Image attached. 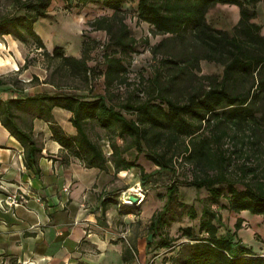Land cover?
I'll return each mask as SVG.
<instances>
[{
    "label": "trees",
    "instance_id": "16d2710c",
    "mask_svg": "<svg viewBox=\"0 0 264 264\" xmlns=\"http://www.w3.org/2000/svg\"><path fill=\"white\" fill-rule=\"evenodd\" d=\"M51 1L0 0V37L11 36L33 51L40 50L53 64V73L78 79L89 91L92 70L87 64L86 43H82L80 57L64 55L57 46L48 53L35 31V23L47 16ZM131 1L77 0L78 5L100 3L111 11L109 16L90 22L94 29L106 33L107 47L114 48L104 55L106 89L129 83L124 58L135 51L137 40L125 22L121 4ZM259 1L137 0V21L147 23L154 35L162 36L150 47L153 57L158 58L153 75L142 83V89H137L145 97L136 95L115 106L108 104L104 95L68 93L0 100V123L23 148L25 166L38 171L41 147L32 134L35 119L48 123L51 138L64 150L63 163L73 158L84 168L100 171L110 163L114 174L137 168L144 184L157 171L146 173L138 165L137 158L143 154L159 170L175 176L166 188L162 208L150 217L147 246L156 236L159 248L186 237L185 245L191 252L180 264H264V255L251 253L239 244L236 231L240 220L233 232L226 228L223 235H217L216 223L223 224L219 210L212 208L224 199L225 204L219 206L222 209L264 217V36L253 21ZM217 4L239 9L238 21L229 32L206 22L207 11ZM203 60L222 66L221 74L198 75ZM29 64L25 56L18 70ZM53 108L70 113L73 135H67L53 120ZM17 110L30 114L27 123ZM94 128L104 131L108 155L100 138L92 137ZM179 162L188 167L190 177L176 178ZM179 186L204 189L208 199H198L202 209L197 234L193 227L186 226L179 236L170 237L164 226L177 220V206L190 219L196 217L192 206L176 202ZM132 259V251L123 249L122 261Z\"/></svg>",
    "mask_w": 264,
    "mask_h": 264
},
{
    "label": "rangeland",
    "instance_id": "374dc122",
    "mask_svg": "<svg viewBox=\"0 0 264 264\" xmlns=\"http://www.w3.org/2000/svg\"><path fill=\"white\" fill-rule=\"evenodd\" d=\"M261 3L264 5V0L255 3V7ZM136 7L137 0L121 4L122 11L126 13L125 22L131 35L137 40L135 51L124 58L128 84L114 85L106 89L103 77L106 68L104 55L113 52L114 48L107 47L108 37L106 33L103 30L94 29L90 24L94 19L109 16L111 11L100 3L78 5L77 0H52L47 9V16L35 23V31L41 37L48 53H51L52 49L57 46L62 48L64 55L80 57L82 43H86L87 64L92 70L91 89L89 91L83 89V84L78 79L73 81L61 73H53V64L41 55L40 50L33 51L29 46L13 40L11 36H2L0 37V79L3 80L4 84L0 85V91L12 90L11 93L14 98L38 93H68L88 97L104 95L107 103L114 106L126 98H134L136 95L144 98L145 96L137 89H142V83L153 75V69L158 58L153 57L150 47L158 43L162 36L154 35L147 23L137 21ZM237 11L238 7L232 5H215L207 11L206 22L213 28L229 32L235 25ZM253 21L260 24V33L263 35L264 11L259 12L258 17L256 13ZM145 39H147V43ZM25 56H27L30 64L26 69L18 70L23 65ZM199 68L198 75H219L222 71V66L204 60L200 61ZM54 83L61 86L57 87ZM74 87H78V89ZM17 113L27 123L30 114H25L21 110H17ZM127 117L129 116L127 115ZM57 119L66 128L69 127L67 114H57ZM91 132L94 139L100 138L99 142L102 149L108 155L109 146L104 131L94 128ZM74 160L78 162V160ZM137 163L143 167L146 173L157 171L144 184L140 181L137 168H130L114 174L110 163L107 164L105 170L101 171L100 177L96 181L97 184L94 187L101 188L100 191L106 198L104 205L112 206L113 219L119 217L115 225L113 221L116 220L107 225L109 228L107 232L113 231V241L122 243L121 252L124 247H131L134 261L130 264H180L181 259L191 252L189 247L185 245L188 243L186 237L178 238L165 248L156 246L157 236L150 246L146 244L150 216L162 208L166 200V188L175 176L165 170H159L143 154H139ZM190 175L188 167L179 162L176 178L181 180L184 176L190 177ZM18 193L24 199L19 204L25 203V194L20 191ZM131 195L137 197L136 202L129 200ZM37 198L40 202V197ZM198 199H208V193L204 189L197 191L193 187L179 186L176 202L192 206L196 217L190 219L177 206L175 210L177 220L168 226H164V232L170 237H177L182 228L190 226L194 228L196 233L202 209ZM126 200L130 202V205L124 204ZM223 204H225V200L220 199L219 206ZM2 206L7 205L2 204ZM219 206L212 204L213 209L219 210L223 224L220 226L216 223L218 226L217 235H223L229 224L232 225L234 219L237 218L240 220L243 229L251 230L249 231L251 239L240 240L239 244L250 249L251 253L262 254L264 252V217L250 215L248 212L235 214ZM81 248L82 253L86 254L85 258L90 259L92 263L96 264L101 261L100 251L95 248L91 249L89 243H84Z\"/></svg>",
    "mask_w": 264,
    "mask_h": 264
},
{
    "label": "crops",
    "instance_id": "0c3cea01",
    "mask_svg": "<svg viewBox=\"0 0 264 264\" xmlns=\"http://www.w3.org/2000/svg\"><path fill=\"white\" fill-rule=\"evenodd\" d=\"M262 11L263 3L256 6L257 17ZM237 12L236 22L239 9ZM11 92L0 91V100L12 97ZM51 114L67 135L75 133L70 122L66 128L57 119V114H67L69 121V112L53 108ZM32 134L41 147L38 171L25 166L23 148L0 123V183L25 192V203L0 207V264H95L81 251L86 242L100 251L101 261L96 264L132 263L134 258L128 263L122 261V243L113 241V231L107 232V225L116 220L115 225L119 217L113 219L112 206L104 205L101 188L94 187L101 171L84 168L73 158L63 163L64 150L51 138L47 122L33 120ZM3 197L0 189V201ZM237 220L227 229L233 232ZM249 231L240 225L236 237L250 240Z\"/></svg>",
    "mask_w": 264,
    "mask_h": 264
},
{
    "label": "built area",
    "instance_id": "2783aa9c",
    "mask_svg": "<svg viewBox=\"0 0 264 264\" xmlns=\"http://www.w3.org/2000/svg\"><path fill=\"white\" fill-rule=\"evenodd\" d=\"M0 189L4 193L3 199L0 201V207H2V204H5L7 206H16L19 203H21V200H24L22 196L18 193L19 191L22 192V194H25V192L18 190V189H11L7 187L6 185L0 183ZM65 192L67 191V188L63 189ZM22 198V199H21ZM39 201V199L37 198Z\"/></svg>",
    "mask_w": 264,
    "mask_h": 264
},
{
    "label": "water",
    "instance_id": "95a60500",
    "mask_svg": "<svg viewBox=\"0 0 264 264\" xmlns=\"http://www.w3.org/2000/svg\"><path fill=\"white\" fill-rule=\"evenodd\" d=\"M129 200L133 201V202H136L137 201V197L135 196H129Z\"/></svg>",
    "mask_w": 264,
    "mask_h": 264
},
{
    "label": "bare ground",
    "instance_id": "6f19581e",
    "mask_svg": "<svg viewBox=\"0 0 264 264\" xmlns=\"http://www.w3.org/2000/svg\"><path fill=\"white\" fill-rule=\"evenodd\" d=\"M124 204L130 205V202H128V200L124 201Z\"/></svg>",
    "mask_w": 264,
    "mask_h": 264
}]
</instances>
